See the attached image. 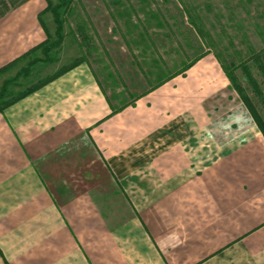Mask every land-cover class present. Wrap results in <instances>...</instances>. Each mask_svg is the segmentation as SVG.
Returning <instances> with one entry per match:
<instances>
[{"label":"crops","instance_id":"0c3cea01","mask_svg":"<svg viewBox=\"0 0 264 264\" xmlns=\"http://www.w3.org/2000/svg\"><path fill=\"white\" fill-rule=\"evenodd\" d=\"M47 1L0 0V70L46 41ZM224 76L206 55L111 115L80 64L7 107L0 264H264L262 145L197 173L181 146L209 126ZM50 163H101L102 175L51 187Z\"/></svg>","mask_w":264,"mask_h":264},{"label":"rangeland","instance_id":"374dc122","mask_svg":"<svg viewBox=\"0 0 264 264\" xmlns=\"http://www.w3.org/2000/svg\"><path fill=\"white\" fill-rule=\"evenodd\" d=\"M49 2L44 21L51 49L43 55L39 48L6 71L1 85L7 84V100L80 58L106 101L115 108L129 103L200 53L188 24L191 18L201 19L211 37L210 46L202 44L208 59L218 65V55L233 64L239 84L264 122V107L242 70H248L264 96L255 64L256 54L264 51V0H67L58 10L61 42L52 15L59 0ZM223 83V93L207 101L209 126L181 145L195 173L253 140L264 149L262 135L225 76ZM157 150L148 154L159 155ZM50 164L46 179L51 187L57 179L75 180L84 187L82 178L102 175L101 163Z\"/></svg>","mask_w":264,"mask_h":264},{"label":"trees","instance_id":"16d2710c","mask_svg":"<svg viewBox=\"0 0 264 264\" xmlns=\"http://www.w3.org/2000/svg\"><path fill=\"white\" fill-rule=\"evenodd\" d=\"M67 0H59V4L53 8L52 10V15H53V19H54V24L56 27V36L59 42H61L62 37H61V32L63 29V22L60 19V15H59V8H61L62 6L66 5ZM48 9H50V2L47 1V7H46V11H48ZM182 23H185V21H182ZM188 24L189 26H191V32H192V36H194V40L196 41V45L197 48H199L200 53H198L192 60L188 61L187 63H185L183 65V67L176 71L175 73L169 75L168 77L161 79L158 81V83L153 86L151 89H149L147 92H145L143 95L138 96L137 98L133 99L131 102L129 103H125L120 107L115 108L114 106H112L110 104V102L107 101V103L109 104V107L111 109V115H114L120 111H122L124 108L129 107V106H133L136 102V100H138L140 97L148 94L149 92L161 87L163 84H165L166 82L170 81L171 79L178 77V76H184L185 73L194 65L196 64L199 60H201L203 57H205L208 53L204 51V48L202 47L203 45H207L210 46L211 43V37L209 36V33L205 30V27L203 26V22L200 20H193L191 18L188 19ZM42 25V23H41ZM43 29L45 30L44 26ZM46 32V30H45ZM47 33V32H46ZM47 35V34H46ZM173 35H176V33L173 32ZM84 38V36H83ZM57 44V43H56ZM59 44V43H58ZM42 48V52L43 55L47 54V51L49 49H51V46L47 45V40L42 43L41 45L37 46L36 48L30 50L28 53H26L24 56L21 57V59L26 58L27 56H29L31 53H33L35 50ZM53 48V47H52ZM214 58L216 59L217 63L219 64L223 74L225 75L227 81L229 82V84L231 85L233 91L238 95L240 101L242 102V104L244 105L245 109L247 110V112L249 113L253 123L255 124L258 132L262 135L263 139H264V122L262 120V118L260 117L259 113L256 110L255 105L253 104L252 100L248 97V95L246 94L244 88L239 84L238 79L234 73V68H233V64L229 63V64H225L221 58L218 55H214ZM20 59V60H21ZM85 61L78 58L75 59L71 64H69L68 66L61 68L60 70H58L55 74L35 83L33 86H31L30 88L26 89L25 91L17 94L14 98L12 99H6L8 97V91H7V84L3 83L0 86V113H2L7 107L11 106L12 104L16 103L17 101L23 99L24 97L32 94L33 92H35L36 90H38L39 88H41L42 86H44L45 84L51 82L52 80L56 79L57 77L63 75L64 73L72 70L73 68L77 67L78 65L84 63ZM15 63H12L10 65H8L7 67L3 68L0 70V75L5 73L8 68H10L11 66H13ZM255 64L257 69L259 70L262 79H263V83H264V51L259 52L258 54H256L255 56ZM159 70V69H158ZM242 70L246 76V79L248 81V84L252 90V92L254 93L255 97L262 103L263 107H264V96L263 93L260 90V86L257 84V82L252 78V76L250 75V73L248 72V70L243 66ZM161 71V70H160ZM97 85L99 86V84L97 83ZM100 88V86H99ZM102 91V90H101ZM103 94V92H102ZM104 96V94H103Z\"/></svg>","mask_w":264,"mask_h":264}]
</instances>
